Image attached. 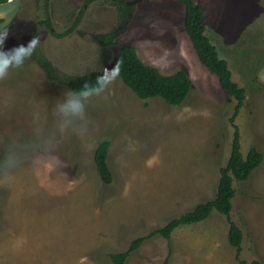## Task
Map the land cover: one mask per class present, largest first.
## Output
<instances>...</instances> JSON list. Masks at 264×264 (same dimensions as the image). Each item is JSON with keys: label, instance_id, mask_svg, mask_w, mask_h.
<instances>
[{"label": "rangeland", "instance_id": "rangeland-1", "mask_svg": "<svg viewBox=\"0 0 264 264\" xmlns=\"http://www.w3.org/2000/svg\"><path fill=\"white\" fill-rule=\"evenodd\" d=\"M85 1L23 0L0 31L9 35L10 49L38 41L0 80V264H114L111 252L216 195L236 126L244 155L252 144L264 152V63L258 68L255 55L264 50V0H195L206 33L247 90L237 112L235 98L198 58L179 0L131 3V18L106 53L93 34L124 23L112 0L89 2L76 29L61 35ZM46 10L53 29L40 24ZM121 44L134 45L164 73L186 69L192 86L184 101L142 99L118 75L100 95L82 98L83 116L61 113L57 104L70 88L48 76L38 53L64 74L105 73L116 69ZM104 139L114 173L109 184L94 160ZM233 186L240 256L264 261V160ZM229 226L214 210L179 225L170 238L147 236L125 264H237Z\"/></svg>", "mask_w": 264, "mask_h": 264}, {"label": "trees", "instance_id": "trees-1", "mask_svg": "<svg viewBox=\"0 0 264 264\" xmlns=\"http://www.w3.org/2000/svg\"><path fill=\"white\" fill-rule=\"evenodd\" d=\"M2 1L6 0H0V2ZM91 1L86 0V3ZM112 1L118 6L120 21L123 20L124 23H120L119 26L107 33L93 34V37L97 39L105 53L109 52L111 46L117 43L115 38L118 33L125 29L124 25L126 26L127 20L131 18L133 9V5L128 4L126 0ZM179 1L184 5V27L198 58L217 75L222 89L235 98L237 112L244 104L247 96L245 86L240 85L233 79L228 60L220 55L217 46L206 33L205 15L202 4L195 0ZM85 5L82 8L83 11ZM45 13L46 16L40 20V24H44L53 29L48 10ZM78 20L79 18L73 21L71 27L61 33V35L76 29ZM38 54H40L37 56L39 63L45 69L48 76L53 81H63L70 90H80L86 83L90 86H96L97 78L104 74L100 69L80 74H64L48 57L41 55V53ZM255 55L260 59L259 68L264 63V50L260 49ZM116 68L119 69V76L125 84L142 99L161 97L171 105H179L184 101L192 86V79L186 69H179L172 73H164L158 67L144 62L140 58L137 48L132 44H121L117 56ZM233 135L231 153L228 161L220 167L216 195L213 198L197 203L181 215L170 219L164 226L151 231L149 235L138 236L131 242L128 249L121 252H111L110 257L114 264H125L130 253L138 248L147 236L161 234L166 238H170L173 230L179 225L192 224L204 220L214 210L225 214L230 222L228 239L236 247L237 264H264V261L258 259L247 261L240 256L243 231L231 219V210L233 208L232 199L236 193L233 180H247L252 172L263 162L264 152L256 144H252L244 155L241 151L240 131L237 126L235 127ZM109 146V139L100 141L94 154L99 175L102 181L107 184L114 180V173L108 163Z\"/></svg>", "mask_w": 264, "mask_h": 264}, {"label": "clouds", "instance_id": "clouds-1", "mask_svg": "<svg viewBox=\"0 0 264 264\" xmlns=\"http://www.w3.org/2000/svg\"><path fill=\"white\" fill-rule=\"evenodd\" d=\"M9 39L8 34L0 35V80L6 78L10 68L21 66L24 58L28 57L38 45V41L33 39L27 47L19 44L10 49ZM118 75V68L108 69L97 78L96 86L86 83L80 90H68L64 94L63 101L57 104V108L65 116H83L85 112L83 100H90L91 97L100 95L108 85L117 79Z\"/></svg>", "mask_w": 264, "mask_h": 264}, {"label": "water", "instance_id": "water-1", "mask_svg": "<svg viewBox=\"0 0 264 264\" xmlns=\"http://www.w3.org/2000/svg\"><path fill=\"white\" fill-rule=\"evenodd\" d=\"M23 0H6L0 2V31L7 27L17 16L22 7ZM137 0L127 1L131 4Z\"/></svg>", "mask_w": 264, "mask_h": 264}, {"label": "flooded vegetation", "instance_id": "flooded-vegetation-1", "mask_svg": "<svg viewBox=\"0 0 264 264\" xmlns=\"http://www.w3.org/2000/svg\"><path fill=\"white\" fill-rule=\"evenodd\" d=\"M22 3H23V2H22ZM84 4L87 5L88 3H86V1H85ZM84 4H83V6H84ZM128 4H129V3H128ZM86 5H85V6H86ZM83 6L80 8V10H79L77 16L74 18L75 20H76L77 18H79V20H78V24H79V22H80V20H81V17H82V13H83V12H81V11H83V10H82ZM75 20H74V21H75Z\"/></svg>", "mask_w": 264, "mask_h": 264}]
</instances>
